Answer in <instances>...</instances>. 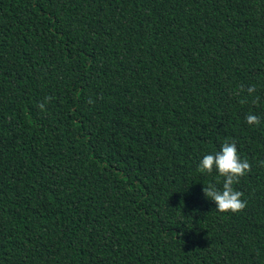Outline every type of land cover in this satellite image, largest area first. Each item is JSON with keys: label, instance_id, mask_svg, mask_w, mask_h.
<instances>
[{"label": "trees", "instance_id": "16d2710c", "mask_svg": "<svg viewBox=\"0 0 264 264\" xmlns=\"http://www.w3.org/2000/svg\"><path fill=\"white\" fill-rule=\"evenodd\" d=\"M0 264H264V0H0Z\"/></svg>", "mask_w": 264, "mask_h": 264}, {"label": "clouds", "instance_id": "9594fccd", "mask_svg": "<svg viewBox=\"0 0 264 264\" xmlns=\"http://www.w3.org/2000/svg\"><path fill=\"white\" fill-rule=\"evenodd\" d=\"M249 91H252L249 89ZM249 125H256L260 118L255 114L246 116ZM249 164L243 160L238 153L234 141H225L218 151L214 150L202 156L198 163V170L201 173L210 174L215 171L223 177L222 187L209 185L203 187L202 192L207 201L214 203L215 208L220 212L236 213L245 206L241 200V193L233 187L239 177L248 170Z\"/></svg>", "mask_w": 264, "mask_h": 264}]
</instances>
